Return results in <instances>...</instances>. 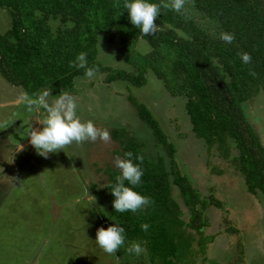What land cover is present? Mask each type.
<instances>
[{
	"label": "trees",
	"instance_id": "1",
	"mask_svg": "<svg viewBox=\"0 0 264 264\" xmlns=\"http://www.w3.org/2000/svg\"><path fill=\"white\" fill-rule=\"evenodd\" d=\"M0 8L10 17L8 27L0 32V76L6 83L22 88L30 98H38L44 89L51 96L71 94L74 78L84 75L83 69L69 66L79 52L86 53L88 67L106 74V83L122 79L141 86L151 70L172 96L186 99L192 131L205 141L208 151L216 146L227 159L229 146L235 145L238 154L231 160L247 190L264 197V146L244 110L246 101L264 91V0H184L185 14L162 7L158 17L165 27L145 34L143 39L151 49L143 54L135 49L141 38L127 19L123 0H0ZM53 20L61 25L56 32L50 24ZM222 31L233 36L230 43L219 39ZM106 34L111 42L119 41L124 60L137 68V74L97 60L98 41ZM240 52L250 55L247 64L241 62ZM128 99L168 159H152L142 144L121 129L125 136L113 139L121 144L122 154L131 152L132 162L143 169L135 190L150 197V203L135 213L115 212L113 197L105 187L107 207L99 211L101 219L105 228L114 223L109 220L113 217L125 228L118 254L131 241L141 244L144 251L133 255L138 258L135 264H189L212 242L201 232L208 223L203 214L207 202L180 172L176 148L150 110L133 95ZM116 132L119 130L112 131ZM105 172L108 182L119 174L112 168ZM173 185L190 211L187 222L173 197ZM143 223L147 229L140 228ZM186 229L200 236L198 249H193V234Z\"/></svg>",
	"mask_w": 264,
	"mask_h": 264
},
{
	"label": "rangeland",
	"instance_id": "2",
	"mask_svg": "<svg viewBox=\"0 0 264 264\" xmlns=\"http://www.w3.org/2000/svg\"><path fill=\"white\" fill-rule=\"evenodd\" d=\"M8 22L9 15L0 8L1 33ZM162 23L154 22L164 28ZM50 24L54 32L61 26L59 20ZM98 42L97 59L103 64L138 73L136 67L124 60L119 41L112 43L106 34ZM147 48L150 50L144 39L135 47L138 53ZM105 79L106 74L99 72L91 78L80 77L75 80V91L71 94L77 100L81 121L92 120L96 127L107 129L109 139L72 142L44 158L35 153L27 138L31 125L36 129L41 127L35 118L37 112L26 111L17 102L27 96L25 92L0 76V264H135L138 261L137 256L125 251L106 253L95 243L97 227H104L99 211L107 207L103 193L108 183L105 170L115 169L114 156L123 157L121 144L113 138L123 136L121 129L125 128L128 131L125 135L142 144L149 157L156 161L157 157L168 159L152 129L138 117L128 95L150 110L176 148L180 172L207 202L203 214L208 227L202 235L218 237L189 264H264V198L247 190L243 175L232 163L231 159L238 154L235 145L229 146L227 159L216 146L208 151L205 141L192 131L185 110L186 99L169 95L163 81L151 70L141 86L122 79L111 82L112 85ZM244 110L264 146V91L246 101ZM115 129L119 132L112 133ZM20 146L21 150L17 151ZM173 197L181 206V218L187 222L190 211L174 185ZM186 230L193 234V249H198L200 236Z\"/></svg>",
	"mask_w": 264,
	"mask_h": 264
},
{
	"label": "clouds",
	"instance_id": "3",
	"mask_svg": "<svg viewBox=\"0 0 264 264\" xmlns=\"http://www.w3.org/2000/svg\"><path fill=\"white\" fill-rule=\"evenodd\" d=\"M162 7L170 8L181 14L186 13L184 0H167V2L162 0L161 3L154 2V0H123V9L127 11V19L139 30L141 39L145 37V34L151 35L159 31L160 27L154 24V19L160 14ZM219 39L230 43L233 36L222 31L219 33ZM238 55L241 62L245 64L251 59L247 52H240ZM69 66L84 70V75L76 76L74 81L82 76L91 78L96 72L94 66H87L85 52L77 53L74 60L69 61ZM49 97V90L44 89L39 92L36 99L22 96L17 101L25 107L26 111L32 112L35 109L37 112L35 118L41 127L36 129L31 125L27 135L28 143L37 155L47 158L49 153L63 150L64 146L72 142L95 141L98 137L104 141L109 139L107 129L96 127L92 120L81 121L77 114V100L72 94L60 92L52 96L50 100ZM19 150L21 146L17 151ZM131 157V152H125L123 157H113V167L119 170V174L114 177V180L109 181L106 187L113 197L111 204L115 212L135 213L150 203V197L135 190L141 182L143 169L139 163H133ZM140 159L141 157H136L137 161ZM109 220L114 223L106 228L97 227L95 243L104 252L111 254L117 252L124 244L125 228L116 221L115 217ZM147 227L146 223L140 225L141 229H147ZM124 251L132 255H140L144 249L139 242L131 241Z\"/></svg>",
	"mask_w": 264,
	"mask_h": 264
},
{
	"label": "crops",
	"instance_id": "4",
	"mask_svg": "<svg viewBox=\"0 0 264 264\" xmlns=\"http://www.w3.org/2000/svg\"><path fill=\"white\" fill-rule=\"evenodd\" d=\"M155 21H159V22H162L161 21V19L157 16L156 17V20ZM154 21V22H155ZM163 24V23H162ZM140 41V40H139ZM144 41H146V40H144ZM118 42V41H117ZM112 43H114V42H112ZM146 43H148L147 41H146ZM98 44H99V42H98ZM138 44V43H137ZM148 45H149V43H148ZM149 47H150V45H149ZM98 48V47H97ZM150 49H151V47H150ZM98 51H99V48H98ZM150 50L147 48V50H143V52H142V54L143 53H147V52H149ZM97 58H98V53H97ZM97 60H99V59H97ZM100 61V60H99ZM101 62V61H100ZM102 63V62H101ZM99 74H101V72H99ZM83 77V76H82ZM81 77V78H82ZM80 78V77H79ZM75 82V85H76V81H74ZM114 82V81H113ZM111 83V82H110ZM112 84V83H111ZM109 85V84H108ZM113 85V84H112ZM112 85H110V86H112ZM168 93V92H167ZM169 95H171L170 93H168ZM103 96H104V94H103ZM172 97H180V96H172ZM247 187V186H246ZM256 196V195H255ZM263 196V195H262ZM264 198V197H263ZM208 227V223H207V225H205L201 230V232H203L204 231V228H207ZM210 227V226H209ZM197 234V233H196ZM203 234V233H202ZM207 234V233H206ZM198 235V234H197ZM204 237H208V238H210L211 240H212V242L210 243V245H212L213 244V242L215 241V239L218 237L217 236V234L216 235H210V236H204ZM209 248H210V246L208 247V250H209ZM207 250V251H208ZM214 250V249H213Z\"/></svg>",
	"mask_w": 264,
	"mask_h": 264
}]
</instances>
